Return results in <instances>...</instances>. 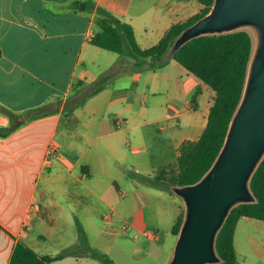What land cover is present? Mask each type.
Wrapping results in <instances>:
<instances>
[{"label":"crops","instance_id":"obj_1","mask_svg":"<svg viewBox=\"0 0 264 264\" xmlns=\"http://www.w3.org/2000/svg\"><path fill=\"white\" fill-rule=\"evenodd\" d=\"M77 1L91 0H0V107L18 115L13 122L0 111V132L21 124L0 136V264L11 263L18 241L42 256L73 251L54 264L90 259L78 250L77 220L102 252L111 256L130 242L147 255L145 242L166 243L183 212L179 197L140 177L177 168L182 144L206 129L213 94L172 60L122 75L66 112L73 93L125 60L92 44L97 12L79 10ZM92 1L130 24L143 49L204 9L200 0ZM44 106L46 117L26 120ZM257 226V219L239 220L238 264H264Z\"/></svg>","mask_w":264,"mask_h":264},{"label":"trees","instance_id":"obj_2","mask_svg":"<svg viewBox=\"0 0 264 264\" xmlns=\"http://www.w3.org/2000/svg\"><path fill=\"white\" fill-rule=\"evenodd\" d=\"M203 11L182 24H176L166 33L160 42L148 49H143L137 42L134 28L122 22L112 12L97 6L94 1H77L79 10L95 11L96 33L92 44L120 56H129L135 60L131 68H125L123 62L111 68L92 86L81 89L67 99L65 111L73 112L83 106L92 96L102 91L114 79L128 73L142 71H158L174 60L188 72L198 77L215 92V99L210 110L208 123L202 136L196 141H186L180 148L177 168L161 170L155 177H140L147 186L173 193L175 187H184L197 183L209 171L217 159L230 123L241 102L248 74L249 64L254 51L253 34L247 30H239L221 35H206L196 38L173 55H169L176 39L182 32L203 18L211 9L214 0H200ZM14 122L18 117L15 113L0 107ZM48 115L47 106L28 111L25 116L28 122L41 119ZM21 124H12L11 128L1 130L0 136H6ZM251 189L256 197L255 203L243 204L234 208L225 225L220 231L216 249L220 258L218 264H238V256L234 239L239 220L249 217L264 221V159L251 180ZM182 212L176 222L173 234L177 237L183 222ZM79 235L78 250L87 256L101 261L103 264H116L111 257L92 247L83 224L77 220ZM73 251L64 250L57 256H42L28 244L18 241L10 264H54L71 255Z\"/></svg>","mask_w":264,"mask_h":264},{"label":"water","instance_id":"obj_3","mask_svg":"<svg viewBox=\"0 0 264 264\" xmlns=\"http://www.w3.org/2000/svg\"><path fill=\"white\" fill-rule=\"evenodd\" d=\"M247 29L254 51L239 107L224 145L197 183L175 187L183 222L169 264H218L217 237L237 206L256 202L251 180L264 159V0H214L210 11L187 27L169 55L206 35Z\"/></svg>","mask_w":264,"mask_h":264},{"label":"rangeland","instance_id":"obj_4","mask_svg":"<svg viewBox=\"0 0 264 264\" xmlns=\"http://www.w3.org/2000/svg\"><path fill=\"white\" fill-rule=\"evenodd\" d=\"M113 56L117 55L116 53H110ZM119 56V55H117ZM125 68H131L133 66V63L130 59L129 56L125 57V60L123 61ZM142 72H147V71H142ZM97 81L93 82L89 88V90L92 88V86H94V84ZM206 88L208 89V92L210 94L215 95V92L206 86ZM75 94V93H73ZM211 96L212 99H215V96ZM60 106V105H59ZM56 107V106H55ZM47 109H51L50 107H48ZM149 121V120H146ZM143 123V122H142ZM179 139V138H178ZM153 147H156V143H153L150 148L152 150ZM155 152V151H153ZM142 153H145L144 150ZM142 162L144 161V158H141ZM171 169V168H169ZM183 212H184V206H183ZM257 223L263 224V226H257L259 228H254V234L259 236V237H263L264 239V221H258ZM106 227H108L107 225H105ZM261 231H263V233H261ZM120 235V238L124 239V235L122 233V230L119 229L118 232ZM122 236V237H121ZM241 238V236L239 237V239ZM89 239V238H88ZM165 239H163L164 241ZM177 237L175 235L170 236L169 239L167 240V242H162V243H148L145 242V246L143 249H145L147 255H143L144 253H140L139 251H135L134 250V244L128 242V246L125 249H119L117 248L114 252H112L111 254V259H113L115 261L116 264H165L166 262L171 260V257L173 255V251H174V247H175V243H176ZM241 240V239H240ZM94 238H92V242H94ZM90 243V241H89ZM163 245V246H162ZM244 246L242 245V247L238 246V249L240 251L241 254V249ZM252 261H256V256L253 255L251 256ZM103 264L101 261L90 258V259H86V260H80L79 261H74L73 259H67L65 261H63V264ZM169 264V263H168Z\"/></svg>","mask_w":264,"mask_h":264},{"label":"built area","instance_id":"obj_5","mask_svg":"<svg viewBox=\"0 0 264 264\" xmlns=\"http://www.w3.org/2000/svg\"><path fill=\"white\" fill-rule=\"evenodd\" d=\"M120 123H122V121L121 120H118L117 122H116V124H120ZM111 214H109V215H107L105 218H106V220L107 221H109L110 219H111V216H110ZM130 223L129 222H127L126 224H124V230H128L129 229V227H130Z\"/></svg>","mask_w":264,"mask_h":264}]
</instances>
